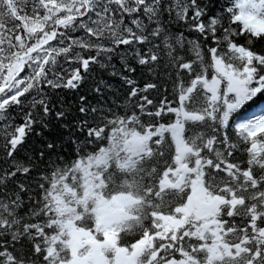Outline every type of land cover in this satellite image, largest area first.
<instances>
[{
	"label": "snow or ice",
	"instance_id": "snow-or-ice-1",
	"mask_svg": "<svg viewBox=\"0 0 264 264\" xmlns=\"http://www.w3.org/2000/svg\"><path fill=\"white\" fill-rule=\"evenodd\" d=\"M0 264H264V0H0Z\"/></svg>",
	"mask_w": 264,
	"mask_h": 264
}]
</instances>
